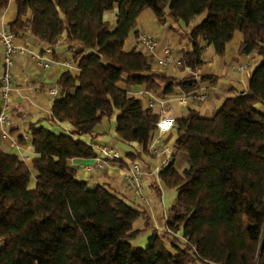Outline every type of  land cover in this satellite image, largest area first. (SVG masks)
<instances>
[{
  "label": "trees",
  "instance_id": "1",
  "mask_svg": "<svg viewBox=\"0 0 264 264\" xmlns=\"http://www.w3.org/2000/svg\"><path fill=\"white\" fill-rule=\"evenodd\" d=\"M10 0H0L4 10ZM8 26L54 46L65 35L79 72L64 71L45 120L67 121L70 133L30 123L31 166L0 147V264H264V0H15ZM117 8L115 26L104 12ZM150 8L158 23L182 20L178 70H197L204 51L223 55L235 31L238 52L259 57L247 87L225 96L206 117L195 107L175 117L170 162L159 174L177 195L160 232L143 207L104 184L77 177L74 157L91 158L83 137L117 112L115 132L146 147L158 114L121 88L144 85L157 97L215 81L180 78L154 68L146 50L124 43ZM205 12L198 22L195 17ZM21 137L19 140H22ZM92 142H94L92 140ZM183 155L178 169L174 157ZM34 180V187H30ZM142 218L141 226L134 222ZM150 230L146 247L135 240Z\"/></svg>",
  "mask_w": 264,
  "mask_h": 264
},
{
  "label": "crops",
  "instance_id": "2",
  "mask_svg": "<svg viewBox=\"0 0 264 264\" xmlns=\"http://www.w3.org/2000/svg\"><path fill=\"white\" fill-rule=\"evenodd\" d=\"M117 8L104 12V18L108 19L111 24L110 28L115 26V14ZM17 14V6L15 0H10L8 6L4 10H0V29L8 27V22ZM187 28L186 24L179 20L174 22L168 19L165 23H158L154 12L150 8H145L137 17L136 26L130 31L125 40L124 48L130 50L132 48H141L138 40L140 31H148L158 40L159 44L156 51L152 54L151 59L154 68L165 71L167 74H174L180 78L200 79L202 75H214L215 81L211 84L204 83L200 86L199 91L207 94V99L220 105L225 96H235L247 87L248 79L254 68H250L252 62H259L258 56L253 52L242 54L238 52V47L243 40V35L236 39L234 37L227 44L226 51L223 55L208 54L204 51V63L195 71L190 69L178 70L177 64L161 65L159 58L164 56L163 48L170 46V54L172 57L180 58V49L185 47L187 43L182 39L181 34ZM18 44L27 47L26 53L16 54L14 56V64L11 68L13 74V88L9 96V108L7 115L10 118L11 126L9 129V138L3 140L0 137V147L16 153L31 166L32 158L36 155L32 146V141L25 139L28 135V126L30 123L41 122L52 132L58 134L61 132L70 133L71 125L67 121L48 124L45 120L51 111L56 96L50 94V88H58L55 84L59 76L67 70L77 74L79 72L77 61L73 59L74 52L71 46L66 42L65 35L54 46H48L40 43L29 31H25L16 36ZM33 55L41 56L45 61L49 62L48 67L39 66ZM3 46L0 41V75L3 72ZM250 61V66L244 71L231 70L230 65L233 63ZM231 71H234L233 73ZM121 88H125L134 96L143 89L144 85L127 86L123 81L119 82ZM180 89L175 88L173 93L163 97L173 96ZM172 99V98H170ZM171 102V101H170ZM202 101L189 100L186 103L188 107H195L199 110L198 105ZM181 105L176 101L170 103L169 114L177 117L185 112L181 111ZM185 105V104H184ZM180 109V112L177 111ZM155 110V109H154ZM156 111V110H155ZM117 112L110 118H104L100 121L95 129L88 135L84 136L85 140H93L95 142L107 143L115 147L120 152V159L108 160L103 168H91L86 170L84 165L91 163L92 158L74 157L69 159V164L77 168V177L87 180L90 184H104L111 192L131 199L134 206L146 209L153 225L160 232L167 229V213L174 202L177 190L176 187L166 185L160 174V163L164 154H155L152 152L153 147H163L168 145L173 150V145L177 136L175 126L161 129L157 127L152 138L146 147L137 142H126L120 138L115 132ZM23 137L22 140H19ZM11 141L16 142L15 145ZM179 157L181 159L179 160ZM183 156L176 155L174 157V166L181 169L184 166ZM133 161H140L142 169V193L136 195L129 187L124 179V172L128 170ZM181 161V162H180ZM176 163H179L176 165ZM159 169V170H158ZM34 180L30 187H34ZM142 224V218H138L134 222V226L138 227ZM150 230L143 232L136 240L138 247H146L148 244V236Z\"/></svg>",
  "mask_w": 264,
  "mask_h": 264
},
{
  "label": "built area",
  "instance_id": "3",
  "mask_svg": "<svg viewBox=\"0 0 264 264\" xmlns=\"http://www.w3.org/2000/svg\"><path fill=\"white\" fill-rule=\"evenodd\" d=\"M138 40L140 45L146 50V52L152 56L158 47V40L148 31H140L138 33ZM0 41L3 46V72L0 75V137L5 140L10 136L11 121L7 115L9 108V96L13 88V74L11 68L14 64V56L16 54L26 53L28 50L25 45L18 44L16 41V35L8 27L0 29ZM164 56L159 58L158 62L161 65H174L178 63V58L172 57L170 54V46L166 45L163 48ZM36 63L42 67H48L49 62L45 61L39 55L32 56ZM250 66V61L231 64L230 68L235 71H244ZM50 94L58 95V88H50ZM137 98L141 99L142 103L146 107H151L156 110L158 114V127L161 129L169 128L174 126L175 117L169 114L170 103L176 101L178 104H186L189 100L203 101L207 99V94L199 90L193 91H182L169 97H157L153 95L147 89L139 91L136 95ZM172 98V99H170ZM171 101V102H170ZM25 139L30 140L29 135L25 136ZM91 143L94 156H92V162L86 163L84 168L89 170L91 168H103L104 164L108 160H118L121 155L120 152L113 146L107 143L92 142ZM11 144L15 145L16 142L11 141ZM172 148L168 145L163 147H153L152 152L155 154H164L165 156L161 160V168L167 166L170 162L172 155ZM160 168V169H161ZM159 170V169H158ZM124 179L128 183L129 187L136 195L142 193V169L140 161H133L127 171L124 172Z\"/></svg>",
  "mask_w": 264,
  "mask_h": 264
},
{
  "label": "rangeland",
  "instance_id": "4",
  "mask_svg": "<svg viewBox=\"0 0 264 264\" xmlns=\"http://www.w3.org/2000/svg\"><path fill=\"white\" fill-rule=\"evenodd\" d=\"M204 16H205V12L202 13L201 15H199V16H196L194 22H195V23L198 22V21L201 20ZM240 35H242V33H241L240 31H237V32H236V39H237ZM205 54H206V55H208V54H209V55H210V54H213V49H212L211 46L208 47V49H207V51H206ZM258 58H259V57H258ZM239 63H241V62H239ZM233 64H236V63H233ZM255 65H256V64H255L254 62H252V65L250 66V68H254ZM231 70H233V69H231ZM234 71H235V70H234ZM234 71H231V72L233 73ZM177 104H178V103H177ZM218 107H219L218 104H215V103L211 102V101L208 100V99L203 100V101L200 102V104L198 105V108H199V112H200V114H201V115H204V116H206V117H210V116H212V115L215 113V111L218 109ZM186 110H187V106H186V104H185V105H184V104L181 105V111L185 112ZM177 111L180 112V109L177 110ZM180 156H183V155H180ZM182 158H184V157H182ZM180 159H181V157H179V160H180ZM180 162H181V161H180ZM178 164H179V163H176V165H178ZM184 165H185V163H184ZM126 201H127L129 204L133 205V201H132L131 199H129V198L126 197Z\"/></svg>",
  "mask_w": 264,
  "mask_h": 264
}]
</instances>
